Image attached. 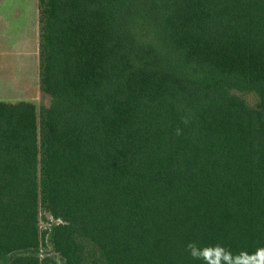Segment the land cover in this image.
Masks as SVG:
<instances>
[{
  "label": "trees",
  "instance_id": "1",
  "mask_svg": "<svg viewBox=\"0 0 264 264\" xmlns=\"http://www.w3.org/2000/svg\"><path fill=\"white\" fill-rule=\"evenodd\" d=\"M38 9L49 102L0 100V264L264 246V0ZM41 213L56 222L42 230Z\"/></svg>",
  "mask_w": 264,
  "mask_h": 264
},
{
  "label": "rangeland",
  "instance_id": "2",
  "mask_svg": "<svg viewBox=\"0 0 264 264\" xmlns=\"http://www.w3.org/2000/svg\"><path fill=\"white\" fill-rule=\"evenodd\" d=\"M37 9L38 0H0V100L33 101L39 109L49 99L41 97L38 59L33 52ZM42 216V230L56 222ZM43 250L49 251V247Z\"/></svg>",
  "mask_w": 264,
  "mask_h": 264
},
{
  "label": "clouds",
  "instance_id": "3",
  "mask_svg": "<svg viewBox=\"0 0 264 264\" xmlns=\"http://www.w3.org/2000/svg\"><path fill=\"white\" fill-rule=\"evenodd\" d=\"M176 134L180 135L181 129L178 128ZM185 247L191 258L201 261V264H264V246L253 251L246 248L233 251L219 242L202 245L198 240H191Z\"/></svg>",
  "mask_w": 264,
  "mask_h": 264
},
{
  "label": "crops",
  "instance_id": "4",
  "mask_svg": "<svg viewBox=\"0 0 264 264\" xmlns=\"http://www.w3.org/2000/svg\"><path fill=\"white\" fill-rule=\"evenodd\" d=\"M37 11H38V15H37L36 23H35L34 34H33V38H34L33 39L34 41L33 52H34V58L38 59V65H39V10L37 9ZM38 75H39V69H38ZM35 87L37 88L38 85H36ZM26 88H27V84H26Z\"/></svg>",
  "mask_w": 264,
  "mask_h": 264
}]
</instances>
